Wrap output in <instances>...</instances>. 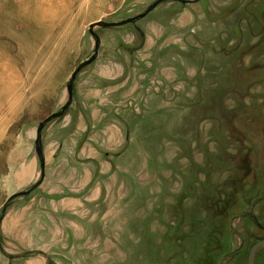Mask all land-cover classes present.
<instances>
[{
  "label": "rangeland",
  "instance_id": "374dc122",
  "mask_svg": "<svg viewBox=\"0 0 264 264\" xmlns=\"http://www.w3.org/2000/svg\"><path fill=\"white\" fill-rule=\"evenodd\" d=\"M158 1L0 0V264H248L264 240V0L107 26ZM97 38L127 81L92 118L82 68L43 130L45 185L13 198Z\"/></svg>",
  "mask_w": 264,
  "mask_h": 264
},
{
  "label": "crops",
  "instance_id": "0c3cea01",
  "mask_svg": "<svg viewBox=\"0 0 264 264\" xmlns=\"http://www.w3.org/2000/svg\"><path fill=\"white\" fill-rule=\"evenodd\" d=\"M100 56L101 50L98 53L96 60L93 62L95 63L96 68L90 70L86 79L82 81L80 85L81 94L83 95L82 101L87 105V110L90 112L92 118L100 115L97 109H100L101 102L111 99V97L107 96L106 94L109 93L110 95L112 94V96H114L125 84L124 82L127 81V79L123 77V61L120 60V64L122 65L121 69L119 61L113 60L106 64L101 62ZM72 106L73 104L71 107ZM80 116L81 113L78 114L77 119L81 120ZM44 180L41 185H45L47 179ZM88 200H90V198H88Z\"/></svg>",
  "mask_w": 264,
  "mask_h": 264
},
{
  "label": "water",
  "instance_id": "95a60500",
  "mask_svg": "<svg viewBox=\"0 0 264 264\" xmlns=\"http://www.w3.org/2000/svg\"><path fill=\"white\" fill-rule=\"evenodd\" d=\"M164 1H180L182 4L186 5L187 1H183V0H160L158 1L157 3L153 4L152 6H150L147 10L146 13L136 17V18H133V19H129L127 20L126 22H122L120 24H108L107 26L109 27H113V26H121V25H125V24H132V23H135V21L139 20V19H142L144 17H146L149 13H151L160 3L164 2ZM199 1V0H197ZM99 38L96 39V47H95V54L93 56V58L89 61H87L85 64L81 65L73 74L71 80L69 81V85H68V101L66 102V105L59 111V112H56L53 116L49 117L44 123H41L40 126H39V129H38V132H37V138H36V143H35V147H36V154H37V157L39 159V162H40V168H41V171H42V177L40 179L39 182H37L36 184H34V186L32 188H30V190L26 191V192H22V193H19L15 196H13V198L15 197H19V196H23V195H28L29 193H31L32 191H34L35 189H37L43 182V180L45 179V155H44V152L42 150V136H43V130L45 128V126L47 125V123L51 122L53 119H56V118H59L60 116H62L64 114V112L73 104V101H74V84H75V80H76V77L78 75V73L82 70V68L87 65V64H91L93 63L97 56H98V53H99ZM13 198H10L8 200V202L5 204L4 208H3V213L5 212V209L7 208L9 202L13 199ZM0 228H1V222H0ZM264 247V240L258 242L257 244H255L252 249L250 250V253H249V260H248V264H255V257H256V253L257 251Z\"/></svg>",
  "mask_w": 264,
  "mask_h": 264
},
{
  "label": "trees",
  "instance_id": "16d2710c",
  "mask_svg": "<svg viewBox=\"0 0 264 264\" xmlns=\"http://www.w3.org/2000/svg\"><path fill=\"white\" fill-rule=\"evenodd\" d=\"M69 109V108H68Z\"/></svg>",
  "mask_w": 264,
  "mask_h": 264
}]
</instances>
